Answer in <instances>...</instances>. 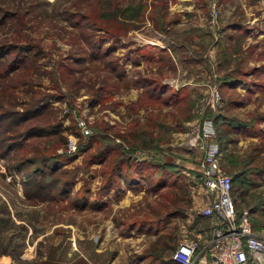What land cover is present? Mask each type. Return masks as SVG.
I'll return each instance as SVG.
<instances>
[{"label": "rangeland", "instance_id": "rangeland-1", "mask_svg": "<svg viewBox=\"0 0 264 264\" xmlns=\"http://www.w3.org/2000/svg\"><path fill=\"white\" fill-rule=\"evenodd\" d=\"M9 44L38 54L0 61V115L44 107L0 123V264H169L208 229L207 142L223 172L264 173V0H0ZM33 125L57 132L11 144ZM121 157L133 164L114 174ZM55 158L36 192L32 168ZM253 181L233 184L238 211L264 207ZM250 221L264 234V209Z\"/></svg>", "mask_w": 264, "mask_h": 264}, {"label": "built area", "instance_id": "built-area-1", "mask_svg": "<svg viewBox=\"0 0 264 264\" xmlns=\"http://www.w3.org/2000/svg\"><path fill=\"white\" fill-rule=\"evenodd\" d=\"M213 135L211 122H204L201 136L205 139ZM69 150H74V144ZM219 157L218 144L207 142L198 170L210 196L199 213L208 221V229L198 231L174 249L169 256L174 264H264V236L252 230L247 212L238 215L231 196L232 181L220 169Z\"/></svg>", "mask_w": 264, "mask_h": 264}, {"label": "trees", "instance_id": "trees-1", "mask_svg": "<svg viewBox=\"0 0 264 264\" xmlns=\"http://www.w3.org/2000/svg\"><path fill=\"white\" fill-rule=\"evenodd\" d=\"M8 54H13V58L10 60L9 62V69L11 70H19L20 68H22L29 60L28 59H35L36 57V54L37 51H35L33 49V47L31 46H14V45H0V61L7 57ZM28 60V61H27ZM176 95L175 93H173V96ZM44 106H41V105H35L33 107H30L28 109H26L25 111L19 113V114H14V113H7V114H1L0 115V123L4 122L3 120L4 119H8L10 123H6L7 125L6 126H9L10 125V128H13V127H16V125L18 124H25L26 122L38 117L41 115L42 113V108ZM11 118H15L14 120H10ZM9 128V127H8ZM234 129L235 132H237L238 134L244 130V125L242 123H238L236 124L234 127H232ZM54 133V132H57V128L56 127H52L50 129H47L44 128V127H39V126H31L29 128H27L25 130L24 133L22 134H19L17 135L18 136V140L19 141H16L14 143H11V144H18V142L22 143L24 140L26 139H29V138H32V137H36V136H43L45 135L46 133ZM8 146L7 147H11L10 144H7ZM81 149L80 147L78 148V150ZM101 157V156H100ZM61 162L55 158V159H50V160H44L43 162H41L39 164V166L37 167H33L32 168V172L33 174L37 175L38 177H33L32 180H30L31 183H33L32 185H34V187L37 188V191L36 192H45L47 191L49 194L51 193L50 191L51 190H47V187L45 185L46 182H44V179L42 177L41 174H45L46 172H49L48 175H55L56 172L55 171H58V169L61 167ZM133 164L132 161H130V157H121L118 161V163L115 165V168H114V174H119V172H121V168H122V165L126 166V170H130L129 168L131 167V165ZM23 166V163H20L19 165V168L21 169ZM138 166H140V164L138 163ZM259 172H261L260 170L258 169H255V168H251V169H248V170H241V171H237L236 173H234L233 175H230L228 173L230 178H231V181H232V190H233V184L234 183H238V184H241V185H244L245 183L247 185L251 184V177H254L255 175H257ZM64 173H67L66 171H64ZM41 178V179H39ZM163 182V180H161ZM71 180H66V181H63V188L57 193V194H60V195H66L67 192L70 190V187H71ZM126 186H127V189L129 190L131 188V186H129V183L130 181L128 182V179H126ZM48 186L49 185V182L47 183ZM116 189H118L119 192H124L126 191L127 189L123 190L121 189L119 186H116ZM47 193V194H48ZM231 196H232V191H231ZM85 197H81L79 198L78 200H85L83 199ZM232 200L234 202V206H235V199L234 197L232 196ZM250 207L249 205H247L246 208ZM258 207V206H257ZM235 209H236V206H235ZM238 215L241 214L242 211H238L236 209ZM172 214H174L173 212H167L165 214V217H168V216H171ZM203 219V218H202ZM204 220V219H203ZM205 223L208 224V221L204 220ZM253 229V228H252ZM169 264H174L173 262L170 261L169 259Z\"/></svg>", "mask_w": 264, "mask_h": 264}, {"label": "crops", "instance_id": "crops-1", "mask_svg": "<svg viewBox=\"0 0 264 264\" xmlns=\"http://www.w3.org/2000/svg\"><path fill=\"white\" fill-rule=\"evenodd\" d=\"M253 178H254V181L252 183L253 187H255L256 189L259 188L262 192H264V173L261 172V173L255 175ZM244 185H246V183ZM260 209H264V207L252 206V207H248V208L243 209L242 212H247L250 225L253 228L252 230L257 234L264 236V234L260 233L261 231L257 227H253V225L251 224V221H250V216H254L256 213L259 212Z\"/></svg>", "mask_w": 264, "mask_h": 264}]
</instances>
